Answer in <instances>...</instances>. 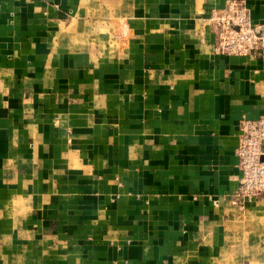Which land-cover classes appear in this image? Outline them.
<instances>
[{
	"label": "crops",
	"instance_id": "obj_1",
	"mask_svg": "<svg viewBox=\"0 0 264 264\" xmlns=\"http://www.w3.org/2000/svg\"><path fill=\"white\" fill-rule=\"evenodd\" d=\"M228 1L0 0V264H264V198L232 204L264 50L214 53Z\"/></svg>",
	"mask_w": 264,
	"mask_h": 264
},
{
	"label": "built area",
	"instance_id": "obj_2",
	"mask_svg": "<svg viewBox=\"0 0 264 264\" xmlns=\"http://www.w3.org/2000/svg\"><path fill=\"white\" fill-rule=\"evenodd\" d=\"M211 20L216 34L213 47L216 55L262 56L264 40L252 24L244 0L228 1ZM238 129L234 155L240 177L232 204L244 209L246 204L264 198V115L256 120L243 117Z\"/></svg>",
	"mask_w": 264,
	"mask_h": 264
}]
</instances>
